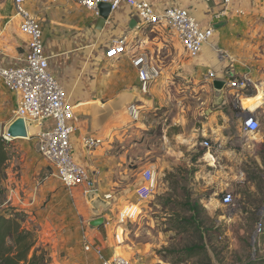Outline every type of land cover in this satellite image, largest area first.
Masks as SVG:
<instances>
[{"label": "rangeland", "instance_id": "1", "mask_svg": "<svg viewBox=\"0 0 264 264\" xmlns=\"http://www.w3.org/2000/svg\"><path fill=\"white\" fill-rule=\"evenodd\" d=\"M29 8L40 18L47 44L59 41L75 44L79 38V42L83 40L85 43L87 38L82 36L84 26L93 30L86 15L80 16V24L76 23L74 14L77 8L69 4L29 0ZM254 15L258 18L250 24L251 31L246 36L251 56L245 64L247 72L253 74L256 81V86L251 87L258 94L261 92L263 101L264 8ZM163 31L171 37L170 52L163 48L160 59L165 64H180L184 58L182 44L170 26ZM18 33L13 0H0V50L9 54L14 41L22 43ZM18 50L24 51L22 48ZM109 61L104 60V63ZM152 86L145 94L151 107L142 109L143 118L139 121L130 118L114 143L118 155L128 167L122 184H135L139 170L158 155L171 162V169L158 171L155 191L142 202V212L138 210L141 214L126 231L117 226L113 214L110 216L109 234L114 244L122 245L129 241L130 245L141 246L133 255L142 264H247L258 257L257 254L260 255L255 234L262 209L264 211V188L253 186L252 182L264 172V167L255 165L254 157L240 152L239 145L231 141L230 138L239 134V120L226 122L231 131L224 136L227 142L222 145L224 138L222 131L217 134V127L225 125V122L209 112V109H215L213 101L208 103V109L205 108L206 97L202 95L201 88L157 86L152 90ZM223 90L232 92L229 87ZM12 93L0 80V122L4 126L15 118L16 105ZM38 127L32 124L30 129L34 133V128ZM261 128L264 133V122ZM234 132L237 135L231 134ZM26 140L23 142L36 144L34 140ZM204 140L210 141V151L202 145ZM20 144L13 145L15 154L19 153ZM36 148L38 150L37 145ZM44 170L49 175L54 172L49 166H44ZM1 176L3 195L8 200L7 177ZM37 178L41 183L43 175ZM53 178L59 187L44 197L32 213H26L9 201L0 205V213L9 214L15 207L25 216L26 226L37 237V247L50 257L46 264H102L101 259L87 252L84 246V241L90 239L86 221L90 217L88 206H91V199L89 203H77L58 177ZM226 183L232 184L226 191L234 193L235 201L230 207L221 204ZM58 191L63 197H58ZM131 195L135 197L134 192Z\"/></svg>", "mask_w": 264, "mask_h": 264}, {"label": "crops", "instance_id": "2", "mask_svg": "<svg viewBox=\"0 0 264 264\" xmlns=\"http://www.w3.org/2000/svg\"><path fill=\"white\" fill-rule=\"evenodd\" d=\"M147 1L157 12H162L172 6L187 8L202 27L211 26L214 28V36L197 57L191 58L183 50L184 58L183 61L181 59L180 64L178 62L165 64L160 59V53L163 48L166 52H170L168 47L171 40L170 35L163 31L166 26L150 25L151 27L136 28L138 18L135 15V10L123 4L120 8L112 11L104 27L98 29L97 21L101 16L97 17L74 0H61L56 4H69L71 7L77 8L74 14L77 24L81 23V15L88 16L94 31L89 29V26H84L82 36L87 38L85 43L83 40L79 42L80 38L76 39L75 44L60 41L47 44L45 41L46 52L50 56V72L63 85L69 102L75 109V119L72 122L76 126V132L71 137L72 156L80 165L89 170L96 183L95 189L87 194L83 187L72 190L63 187L77 203L79 201L89 203V199H91V206L87 205L90 217L86 221L90 229L87 236L89 235L90 239L84 241V246L86 248L89 245L90 249H86V251L92 252L98 257L97 250H100L104 257L121 255L130 259L134 264H142L134 256L141 246L130 245L129 241H125L122 245L114 244L115 242L109 234L111 231L109 228L111 225V221L109 223L110 216L113 214L117 221L119 213L128 205L138 204L141 207L142 202H139L136 196V188L141 180V171L146 167H154L157 170L156 177L158 178V171L171 169V162L158 155L154 157V160L145 163L139 170L135 184H122L125 183L124 178L127 177L128 167L125 166V160L118 155L114 143L117 142L121 129L130 118L135 120L128 110L130 104L135 103L139 107V117L135 121L143 118V108L151 107V102L146 101L145 95L140 91L138 72L132 65L130 54L133 51L144 53L160 69L161 76L152 84V90L157 86L178 87L183 85L193 89L201 88L202 95L206 97L205 108L208 109V105L213 101L215 109H209V112H213L225 122V125L217 127V134L222 131L221 134L224 138L222 145L227 142V138L224 136L230 134L229 131H231L226 122L238 119L241 124L244 112H251L256 115L261 124L264 122V106L260 105L261 92L258 94L253 87L246 90L230 88L232 92L216 90L213 86L214 80L207 78L210 70L215 71L219 79L225 81L241 78L248 71L245 61L250 60L251 53L246 46V38H248L246 36L250 34V24L258 18L254 13L260 12L264 8V0H232L225 14H220L224 7V0ZM242 12L244 14H241ZM42 28L44 32L43 24ZM156 29L159 30L158 33H156ZM124 35H127L130 40L129 53L120 55L113 60L107 59L105 54L108 46ZM18 36L21 37L23 44H17L18 42L14 41V46L12 45L9 54L0 50V66L6 68L24 64L28 49L27 37L20 30ZM19 48L24 51L21 53ZM219 50L225 51L228 58L220 60ZM104 60L110 61L104 63ZM232 61H234L233 64ZM250 75L253 74L250 73ZM254 82L256 84L255 80ZM12 94L17 108V96ZM14 120L15 118L5 126L1 122L0 124L3 128H7ZM139 123L145 126V123ZM36 129L34 128V130ZM238 129V136L230 139L235 145L236 143L239 145L240 152L251 156L253 151L261 149L262 136L264 135L262 128L256 134L243 132L241 125ZM231 134L237 135V132ZM90 135L104 138L105 143L94 150L88 149L83 140ZM26 139V141L34 140L36 142L33 138ZM23 140L15 139L14 145L18 142L21 143L19 155L9 160L8 165L2 169V173H5L7 177L5 180L9 188L7 191L8 201L26 213H32L44 197H47L59 186L53 178V176L57 177L54 168L38 153L37 142L31 144L23 142ZM256 159L259 160V158ZM258 164V166L264 167V165H260V161ZM44 166H49L54 172L50 175L46 174ZM40 175H43L41 183L37 180ZM38 184L39 186H37ZM252 184L264 188V172L259 173V177ZM231 185L226 183L224 190L230 189ZM133 192L135 197L131 195ZM58 197H63L60 191H58ZM261 212L259 221L263 223V231L256 236L255 241L260 254L257 256L264 258L263 209ZM98 218H104V223L101 226L90 224ZM136 220L123 225L122 230L126 231L129 225L135 223Z\"/></svg>", "mask_w": 264, "mask_h": 264}, {"label": "built area", "instance_id": "3", "mask_svg": "<svg viewBox=\"0 0 264 264\" xmlns=\"http://www.w3.org/2000/svg\"><path fill=\"white\" fill-rule=\"evenodd\" d=\"M61 0H51L58 3ZM81 7L101 16L100 4L107 3L111 11L126 4L135 10L138 18L136 28L150 25L170 26L184 50L191 58L197 57L205 45L214 36L213 27H202L185 7L172 6L157 12L147 0H74ZM232 0L223 1L220 14L228 11ZM18 18L19 30L27 37V53L24 64L17 67L0 66V79L8 90L17 96L15 119L23 118L27 124L39 125V130L33 133L41 156L54 168L56 175L63 187L72 190L83 187L86 194L95 189V179L85 167L80 165L72 156L71 137L76 132L72 122L75 119L74 106L69 102L66 91L60 81L50 72V56L46 52V42L40 18L28 7V0H13ZM129 38L122 36L110 44L106 50V58L113 60L116 57L129 53ZM220 60H225L228 55L219 50ZM132 65L137 69L141 93L148 94L152 84L161 76L160 69L154 65L146 54L133 51L130 54ZM208 79H219L218 74L210 70ZM227 87L246 90L255 86V82L246 72L241 78L226 81ZM264 106V98L260 105ZM131 116L136 120L139 117V107L132 103L128 106ZM47 125V126H45ZM241 129L248 134H256L261 130V122L251 112H244L241 119ZM29 138H31L29 134ZM6 140H11L8 135ZM85 146L94 150L105 143L99 136H86L83 140ZM204 148L210 151L212 145L209 140L202 142ZM157 170L146 167L141 171V180L136 188L139 202L147 201L157 186ZM234 193L224 191L221 204L230 207L234 204ZM141 210L138 204H130L118 215L117 226L122 227L130 221H135ZM256 236L263 231V223L257 225ZM86 249H90L87 245ZM97 253L102 264H134L127 257L118 255L104 257L100 250Z\"/></svg>", "mask_w": 264, "mask_h": 264}, {"label": "trees", "instance_id": "4", "mask_svg": "<svg viewBox=\"0 0 264 264\" xmlns=\"http://www.w3.org/2000/svg\"><path fill=\"white\" fill-rule=\"evenodd\" d=\"M14 141L0 137V205L8 204L3 195L1 175H6L2 174V169L12 157L19 155L13 150ZM20 213L15 207L9 214L0 213V264H46L50 257L37 247L35 232L26 226V218ZM247 264H264V258L255 257Z\"/></svg>", "mask_w": 264, "mask_h": 264}, {"label": "water", "instance_id": "5", "mask_svg": "<svg viewBox=\"0 0 264 264\" xmlns=\"http://www.w3.org/2000/svg\"><path fill=\"white\" fill-rule=\"evenodd\" d=\"M101 17L97 21V28L104 27L106 20L111 15V7L107 3L100 4ZM213 86L216 90H223L227 87L225 80L216 79L213 81ZM8 135L10 139H26L29 138L28 127L23 118L15 119L7 128H3L0 124V137L5 138ZM104 223V218H98L90 222L93 226H101Z\"/></svg>", "mask_w": 264, "mask_h": 264}, {"label": "flooded vegetation", "instance_id": "6", "mask_svg": "<svg viewBox=\"0 0 264 264\" xmlns=\"http://www.w3.org/2000/svg\"><path fill=\"white\" fill-rule=\"evenodd\" d=\"M262 138L263 141H262L261 149L253 151L251 155L254 157L253 161H255V165H259L258 161H260V165H264V135L262 136ZM256 158H259V160Z\"/></svg>", "mask_w": 264, "mask_h": 264}, {"label": "bare ground", "instance_id": "7", "mask_svg": "<svg viewBox=\"0 0 264 264\" xmlns=\"http://www.w3.org/2000/svg\"><path fill=\"white\" fill-rule=\"evenodd\" d=\"M33 124H35V123H33ZM32 124H30L29 126H28V132H29V134H33V132H32V130L30 129V126H31ZM39 130V127L36 129V131L35 132H37ZM32 132V133H31ZM34 132V133H35ZM209 154V153H208ZM212 156V155H211ZM212 161V160H211Z\"/></svg>", "mask_w": 264, "mask_h": 264}]
</instances>
